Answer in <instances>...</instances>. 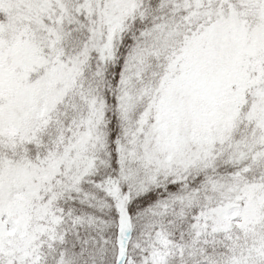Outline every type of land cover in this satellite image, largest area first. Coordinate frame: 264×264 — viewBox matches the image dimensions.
Returning a JSON list of instances; mask_svg holds the SVG:
<instances>
[{
    "label": "snow or ice",
    "instance_id": "obj_1",
    "mask_svg": "<svg viewBox=\"0 0 264 264\" xmlns=\"http://www.w3.org/2000/svg\"><path fill=\"white\" fill-rule=\"evenodd\" d=\"M0 264H264V0H0Z\"/></svg>",
    "mask_w": 264,
    "mask_h": 264
}]
</instances>
